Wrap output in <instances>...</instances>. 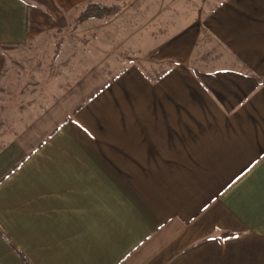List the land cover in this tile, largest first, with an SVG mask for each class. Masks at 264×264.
Returning a JSON list of instances; mask_svg holds the SVG:
<instances>
[{"label": "crops", "instance_id": "1", "mask_svg": "<svg viewBox=\"0 0 264 264\" xmlns=\"http://www.w3.org/2000/svg\"><path fill=\"white\" fill-rule=\"evenodd\" d=\"M76 44L129 59L80 61L7 138L0 264H264V0H0V86Z\"/></svg>", "mask_w": 264, "mask_h": 264}, {"label": "rangeland", "instance_id": "2", "mask_svg": "<svg viewBox=\"0 0 264 264\" xmlns=\"http://www.w3.org/2000/svg\"><path fill=\"white\" fill-rule=\"evenodd\" d=\"M125 6L126 4L122 6L121 11ZM125 21L128 26H131L130 21L126 19ZM121 23L116 19L112 25L116 27ZM78 38L82 43L86 42V39L89 40L82 34ZM204 38L201 44L211 41L207 36ZM75 47L74 50H65L68 53L66 52L63 58V55L61 56L60 63H55L51 67L53 48L52 50H38L30 45L17 50L12 57L6 58L0 86V150L5 147L8 137L10 138L18 131L21 125H26L30 119L32 120L38 114L39 109L57 99L60 92L72 83L77 72L87 67L79 63L80 61L83 62L82 60L86 59L83 63L91 65V59L92 61L95 59L96 63H101L103 66L105 62H102L105 57L107 60L129 59L128 56L121 54L105 56L104 51L93 50L86 44H83L81 48L76 44ZM73 52L75 57H71ZM90 54H93V57H90Z\"/></svg>", "mask_w": 264, "mask_h": 264}, {"label": "trees", "instance_id": "3", "mask_svg": "<svg viewBox=\"0 0 264 264\" xmlns=\"http://www.w3.org/2000/svg\"><path fill=\"white\" fill-rule=\"evenodd\" d=\"M122 5H112V6H103L99 4H87L85 8L81 11L77 18V24H81L88 19H103L108 16L115 15L119 13L122 9ZM61 50V42L58 41L55 44V49L53 52L52 63L56 60Z\"/></svg>", "mask_w": 264, "mask_h": 264}]
</instances>
